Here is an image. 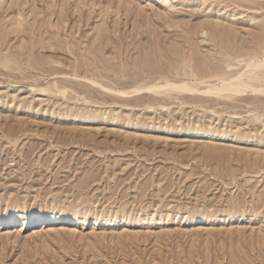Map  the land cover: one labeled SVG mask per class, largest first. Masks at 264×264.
Wrapping results in <instances>:
<instances>
[{"label": "rangeland", "instance_id": "obj_1", "mask_svg": "<svg viewBox=\"0 0 264 264\" xmlns=\"http://www.w3.org/2000/svg\"><path fill=\"white\" fill-rule=\"evenodd\" d=\"M263 37L264 0H0V264H264V92H202L264 91Z\"/></svg>", "mask_w": 264, "mask_h": 264}, {"label": "bare ground", "instance_id": "obj_2", "mask_svg": "<svg viewBox=\"0 0 264 264\" xmlns=\"http://www.w3.org/2000/svg\"><path fill=\"white\" fill-rule=\"evenodd\" d=\"M222 34V33H221ZM220 37H222V36H220ZM219 37V38H220ZM224 37H225V35H224ZM261 37V36H260ZM218 38V39H219ZM226 38V37H225ZM264 38V37H263ZM263 38H261V43H262V39ZM258 39H260L259 37H258ZM228 40H229V38H228ZM221 40H219V42H220ZM230 41V40H229ZM220 43H222V41L220 42ZM229 43H231V42H229ZM259 44L260 46L262 45V44ZM222 44H226V43H222ZM230 45V44H229ZM221 46V45H220ZM263 46V45H262ZM222 47V46H221ZM225 47H226V45H225ZM223 48H224V46H223ZM222 48V49H223ZM227 48V47H226ZM226 48H225V50H226ZM228 48H230L229 46H228ZM257 52V51H256ZM234 53H235V51H234ZM250 53V52H249ZM253 54V53H252ZM251 54V56H253ZM257 55V54H256ZM228 57V56H227ZM227 57H225V58H227ZM230 57V56H229ZM228 57V58H229ZM258 57V56H257ZM257 57H253V59H251V60H249L250 62H248L247 64H246V69L248 70V68H250L251 69V71L249 72V74H251L252 73V71L255 69L256 70V68H257V66L255 65L256 63H257ZM251 58V57H250ZM249 58V59H250ZM224 59V58H223ZM224 60H226V59H224ZM229 59H227L226 61H225V63L228 61ZM257 60V61H256ZM261 62V61H260ZM260 62H258L257 64H259ZM263 62V61H262ZM228 63V62H227ZM227 63H226V65H227ZM264 63V62H263ZM261 64V63H260ZM230 65V64H229ZM264 66V65H263ZM227 67H228V65H227ZM261 67H262V65H261ZM258 69V68H257ZM261 69V68H260ZM245 70V69H244ZM218 71V70H217ZM221 71H223V70H221ZM249 71V70H248ZM215 72V71H214ZM263 72V71H262ZM216 73V72H215ZM215 73H213V74H215ZM217 73H222V72H217ZM243 73V72H242ZM239 74V76L237 77L236 76V78H232L233 80H231V82H225V81H218L219 79H221V78H223L222 76H221V78H218V74H217V77L216 78H218V83H221V85H219V86H213V87H210V86H208V87H210V88H208V89H205L204 91H202L203 92V94H214V95H218V96H220V93H222V94H226V93H228V92H231V93H229V94H234V95H238V96H240V95H242V94H244V93H246L248 90H249V92L251 91V94H255V93H263L264 91H262L261 90V88L259 89V88H257L255 85H253L252 83V81H254V80H256L257 81V79H258V76L257 75H254L253 73H252V75H254V76H252V75H249V76H247V81H244V80H242V77L245 75V73H243V74ZM256 73H258V71L256 72ZM212 74V75H213ZM215 77V76H214ZM220 77V76H219ZM245 77V76H244ZM246 78V77H245ZM224 79V78H223ZM222 79V80H223ZM228 79V78H227ZM260 79V78H259ZM255 81V82H256ZM262 81V80H261ZM187 82V81H186ZM186 82H182V81H179L178 83L176 82H174V83H165L164 85H155V86H151V87H145V88H143V87H141V88H135V89H133L132 91H130L129 93H135V94H133V95H136V93H141V91L142 92H144V91H146V92H155V91H158V90H160V91H162V92H164V90L166 91V90H173V92L175 91V90H177L178 92H182L183 94H189V95H191V94H194V93H198V92H200L198 89H197V86L195 85V86H193V84L192 85H190V83H186ZM252 82V83H251ZM255 82H254V84H255ZM258 82V81H257ZM158 84V83H157ZM163 84V83H162ZM214 85H216V84H214ZM161 89H164V90H161ZM263 90H264V88H262ZM108 90V89H107ZM113 91V90H112ZM159 91V92H160ZM158 92V93H159ZM168 92V91H167ZM171 92V91H170ZM120 94H122V95H126L127 94V92H119ZM128 93V94H129ZM196 93V94H197ZM200 94V93H199ZM224 94V95H225ZM245 95V94H244ZM243 96V95H242ZM216 97V96H215ZM218 98V97H217ZM210 131V130H209ZM51 220L52 219V217H46L45 218V220ZM41 220H44L43 218H35V219H33V220H31V221H41ZM69 221H72L73 222V220L71 219H68Z\"/></svg>", "mask_w": 264, "mask_h": 264}]
</instances>
